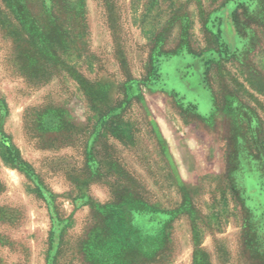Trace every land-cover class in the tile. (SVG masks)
Segmentation results:
<instances>
[{
	"label": "rangeland",
	"instance_id": "rangeland-1",
	"mask_svg": "<svg viewBox=\"0 0 264 264\" xmlns=\"http://www.w3.org/2000/svg\"><path fill=\"white\" fill-rule=\"evenodd\" d=\"M0 264H264V0H0Z\"/></svg>",
	"mask_w": 264,
	"mask_h": 264
}]
</instances>
